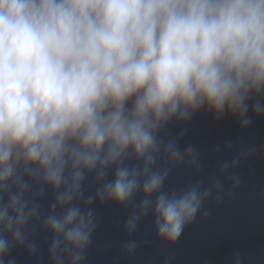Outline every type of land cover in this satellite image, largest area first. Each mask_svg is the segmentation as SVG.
<instances>
[{
	"label": "clouds",
	"instance_id": "1",
	"mask_svg": "<svg viewBox=\"0 0 264 264\" xmlns=\"http://www.w3.org/2000/svg\"><path fill=\"white\" fill-rule=\"evenodd\" d=\"M201 112L240 129L264 119V0H0V264L35 255L38 233L47 264H85L96 202L128 209L129 236L151 217L156 240L175 244L257 152L167 187L179 166L204 167L184 130L165 132Z\"/></svg>",
	"mask_w": 264,
	"mask_h": 264
},
{
	"label": "water",
	"instance_id": "2",
	"mask_svg": "<svg viewBox=\"0 0 264 264\" xmlns=\"http://www.w3.org/2000/svg\"><path fill=\"white\" fill-rule=\"evenodd\" d=\"M181 130L185 132L181 147L195 145L204 167L197 173L179 166L167 178V187L179 188L198 180L206 183L219 161L230 160L240 149L255 145L256 154L236 169L242 177L240 186L231 196L206 201L201 213L171 246L156 240L151 217L145 218L137 232L129 236L123 230L128 209L96 202L93 207L99 225L85 264H164L167 257L172 258L171 264H233L236 252L243 264H264V151H260L264 148V119H254L247 129H240L230 117L214 121L210 114L201 112L187 124H170L165 132L175 136ZM229 140L233 141L231 151H213L216 145ZM46 239V234H37L40 248L33 256L23 249L13 250L17 264H47ZM127 239L139 241L135 252H121L120 244Z\"/></svg>",
	"mask_w": 264,
	"mask_h": 264
}]
</instances>
